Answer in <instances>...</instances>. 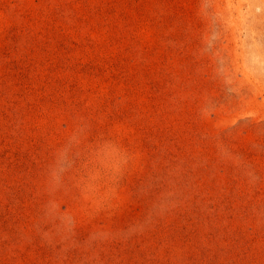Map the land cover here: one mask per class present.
<instances>
[{
	"label": "rangeland",
	"instance_id": "obj_1",
	"mask_svg": "<svg viewBox=\"0 0 264 264\" xmlns=\"http://www.w3.org/2000/svg\"><path fill=\"white\" fill-rule=\"evenodd\" d=\"M0 264H264V0H0Z\"/></svg>",
	"mask_w": 264,
	"mask_h": 264
}]
</instances>
